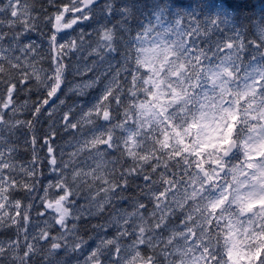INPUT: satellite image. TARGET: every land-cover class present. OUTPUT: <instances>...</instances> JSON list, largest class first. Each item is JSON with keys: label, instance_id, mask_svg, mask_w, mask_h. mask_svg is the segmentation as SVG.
I'll return each mask as SVG.
<instances>
[{"label": "snow or ice", "instance_id": "6c2138e0", "mask_svg": "<svg viewBox=\"0 0 264 264\" xmlns=\"http://www.w3.org/2000/svg\"><path fill=\"white\" fill-rule=\"evenodd\" d=\"M0 264H264V20L0 0Z\"/></svg>", "mask_w": 264, "mask_h": 264}, {"label": "clouds", "instance_id": "9594fccd", "mask_svg": "<svg viewBox=\"0 0 264 264\" xmlns=\"http://www.w3.org/2000/svg\"><path fill=\"white\" fill-rule=\"evenodd\" d=\"M186 5H197L203 8H210L216 5L224 8L234 18L249 21L264 20V0H181ZM230 5H243L242 8H230Z\"/></svg>", "mask_w": 264, "mask_h": 264}]
</instances>
